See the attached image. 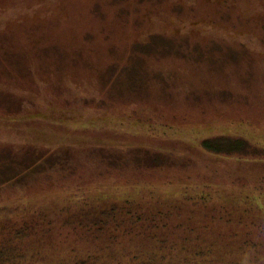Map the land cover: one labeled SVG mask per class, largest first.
I'll list each match as a JSON object with an SVG mask.
<instances>
[{
	"label": "rangeland",
	"instance_id": "374dc122",
	"mask_svg": "<svg viewBox=\"0 0 264 264\" xmlns=\"http://www.w3.org/2000/svg\"><path fill=\"white\" fill-rule=\"evenodd\" d=\"M214 138L229 152L204 149ZM208 197L229 216L220 242H261L264 0H0V231L42 207L105 209L38 223L34 264L151 254L124 210Z\"/></svg>",
	"mask_w": 264,
	"mask_h": 264
},
{
	"label": "trees",
	"instance_id": "16d2710c",
	"mask_svg": "<svg viewBox=\"0 0 264 264\" xmlns=\"http://www.w3.org/2000/svg\"><path fill=\"white\" fill-rule=\"evenodd\" d=\"M217 141H219L218 138L204 141V149L213 153L227 152L228 150H224L225 148L221 146L223 143ZM97 200L102 201V199ZM148 200L149 203L137 201L130 204L124 210L118 223H134V238L140 239L142 243L147 245L152 244L156 250L154 249L153 253L148 255L114 260L108 264H264V256L258 252V249L264 248L262 231L258 233L259 235L261 233L263 240L261 242L251 241L248 238L249 232H251L249 228L243 237L242 232H240L237 238H231V241L226 243L220 242L219 238L222 236V232L230 224L227 223L228 221H224L229 220V216L224 215V213H221L220 216L213 215V211L223 210L221 208L223 205L218 204L216 206L213 198L208 197L206 201L192 199L190 202L177 200L178 202L172 203H165V199H163L161 201L167 205L165 207L160 199ZM232 202L231 204H233ZM119 204L121 203L119 202ZM138 205L151 208L146 211L143 206L140 208ZM63 206L58 211L52 209V212L43 209V207L39 208L33 211L34 213L31 215L22 218L23 224H18L20 227L13 226L5 233L0 231L1 235L8 234L9 236V238H0V264H34L31 259L36 258L41 249L47 250V247L43 248L40 245L41 242L35 240L36 235L31 240L25 238L32 234L31 230L38 226V223L50 227L39 225L40 233L51 234V225L57 226L54 223H97L95 220L100 217L103 219L105 211L95 202H92L91 205L89 203H68ZM73 207L79 208L75 216L72 213ZM83 210H87L86 213H91L86 216L85 221L82 216L80 218V213ZM259 210L260 208L257 209V211ZM262 215L264 216L263 210ZM113 219H115L114 216L111 217L110 221L112 222ZM218 220L220 223H216ZM0 223L5 222L0 220ZM25 223H29V226H26ZM249 227L252 226L249 225ZM17 228L18 231L15 232ZM215 228L218 229L219 233L214 239L213 231ZM236 232L232 231L231 233L235 235ZM228 249H232L233 252H229ZM94 260L95 258L87 256L78 262L58 260L52 264H99L98 261L95 263ZM100 264L105 263L100 262Z\"/></svg>",
	"mask_w": 264,
	"mask_h": 264
}]
</instances>
